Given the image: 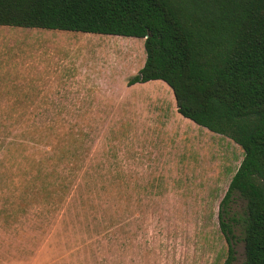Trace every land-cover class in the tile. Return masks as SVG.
<instances>
[{
  "label": "rangeland",
  "instance_id": "rangeland-1",
  "mask_svg": "<svg viewBox=\"0 0 264 264\" xmlns=\"http://www.w3.org/2000/svg\"><path fill=\"white\" fill-rule=\"evenodd\" d=\"M44 31L59 43L30 48L56 87L0 86V264H224L242 149L179 115L164 82L127 85L143 39ZM229 212L244 264L245 201Z\"/></svg>",
  "mask_w": 264,
  "mask_h": 264
},
{
  "label": "trees",
  "instance_id": "trees-1",
  "mask_svg": "<svg viewBox=\"0 0 264 264\" xmlns=\"http://www.w3.org/2000/svg\"><path fill=\"white\" fill-rule=\"evenodd\" d=\"M0 26L143 39L128 86L160 80L183 118L243 158L218 219L234 260V196L245 201L244 264H264V0H0Z\"/></svg>",
  "mask_w": 264,
  "mask_h": 264
},
{
  "label": "crops",
  "instance_id": "crops-1",
  "mask_svg": "<svg viewBox=\"0 0 264 264\" xmlns=\"http://www.w3.org/2000/svg\"><path fill=\"white\" fill-rule=\"evenodd\" d=\"M8 28L9 26H0V82H5L1 83L0 86L7 87L9 86L7 83L8 81H16L18 82L16 87L26 88L28 87L27 83L35 82L34 80L36 78L38 82L40 81V78H43L42 80L49 83L45 84L44 87H56V85L51 83L56 80L57 73L62 69H60V67L57 69L51 68L50 74L47 76L44 72L47 66L45 65L44 61H41L40 58L42 53L39 50L35 51V48H30V46L31 44L33 45L32 41L34 40L39 41V44L59 43L57 37H54L53 33L51 32L44 31L46 29H42V31H40L12 30ZM61 43V45H66L63 42ZM65 63L67 62L64 61L61 63V65L64 66ZM95 78L96 77L93 74H88V76H85V79L81 80L87 82L89 79ZM78 79L79 77H70L67 81H76ZM72 85L73 84H71V86Z\"/></svg>",
  "mask_w": 264,
  "mask_h": 264
}]
</instances>
